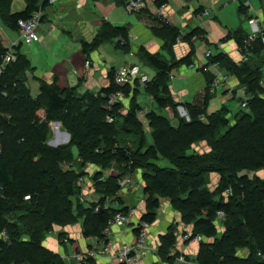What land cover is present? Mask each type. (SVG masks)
Instances as JSON below:
<instances>
[{
  "label": "trees",
  "instance_id": "16d2710c",
  "mask_svg": "<svg viewBox=\"0 0 264 264\" xmlns=\"http://www.w3.org/2000/svg\"><path fill=\"white\" fill-rule=\"evenodd\" d=\"M11 1L0 0V15L14 30L19 29L20 20L47 6V1L40 5V0H26L23 11L12 13ZM240 2L246 13V0ZM106 27L107 24L95 37L92 48L108 40ZM114 30L120 36H128L125 27ZM175 32L177 41L182 33ZM199 33V29H194L189 36ZM256 41H259L256 46L249 47V59L240 64L222 53L209 57L210 64L218 63L238 77L248 97L246 108L240 105L241 111L234 119L228 116L231 111L225 105L208 113L212 96L209 87L214 75L206 72L208 87L200 103L184 104L190 120L179 116L177 107H172L178 117L177 125L155 110L150 113L148 122L154 143L146 148L144 124L137 114L140 104L134 105L127 116L118 112V107L113 111L104 107L106 95L120 88L114 80L115 70L110 72V84L98 93L80 92L76 87L61 89L55 83L40 80L39 93L34 96L27 84L30 61L21 51V45L15 46L17 59L9 63L0 77V129L4 146L0 155V231L6 230L11 238L10 242L0 239V264H63L60 254L44 245L54 225L82 222L85 236L104 239L103 231L108 222L117 212L129 208L118 194L119 179L138 169L143 170L147 200L142 220L153 223L160 198L167 197L185 224L193 225L192 234L203 237L197 256L199 264H264V177L257 174L264 170V43L260 37ZM84 45L88 52L91 46ZM7 50L0 38V61ZM193 52L194 49L180 61L166 62L159 53H152L144 46L140 48L142 61L157 71L147 85L159 107L181 105L172 96L170 73L181 62L194 63ZM127 91L130 93V88ZM87 92L90 96L85 95ZM38 110L45 111L44 116L33 119ZM109 113L114 114L117 121L108 122ZM52 121L61 122L70 133L69 144H47ZM117 131L140 134L136 148L118 147V140L110 148L101 147V141L112 133L114 139H118ZM203 140L210 146V152H189L193 143ZM71 144L78 148L83 162L82 171L78 173L73 169L64 170L62 166L64 158L74 155ZM112 154L126 166L120 167L122 171L113 178L100 180L99 175H95V188L101 195L97 202L86 204L80 199L83 186L78 182L79 177L84 175L89 162L101 166L100 171L109 167ZM161 157L170 165H155L151 161ZM210 173L220 177L214 190L210 187ZM49 197H58L60 201L53 204ZM45 210L49 216L44 221L40 215ZM219 210L225 212L223 220L217 218ZM12 211L16 212L15 221L7 216ZM218 222L224 224L221 233L217 230ZM23 233L26 235H21ZM64 235L60 233V239ZM166 236L173 239L174 233ZM209 238L214 240L208 241ZM240 249H247V255L240 256Z\"/></svg>",
  "mask_w": 264,
  "mask_h": 264
},
{
  "label": "crops",
  "instance_id": "0c3cea01",
  "mask_svg": "<svg viewBox=\"0 0 264 264\" xmlns=\"http://www.w3.org/2000/svg\"><path fill=\"white\" fill-rule=\"evenodd\" d=\"M45 1L40 0V5ZM248 1L251 7L246 13L240 7V0H145V7L138 13L127 9L125 6L127 0H60L55 5L47 4L44 8L45 15L38 27L39 39L30 44L20 43L21 51L30 61L31 70L27 72V84L30 87L31 79L34 80L35 85L37 83L38 92L34 96L39 93L40 80L50 84L55 83L61 89L76 87L80 92L97 93L102 87L110 84V72L124 63H140L144 71L148 68V72H145L150 75L151 80L157 75L154 68V71L149 73L151 66L142 61L139 55L142 46L152 53H159L166 62L185 59L194 49L192 54L194 63L188 65L181 62L170 73L169 86L172 95L181 103V110L184 111V108L188 112L184 104L200 103L208 87L206 72H209L214 75V81L209 87L212 96L208 113L225 105L231 111L228 116H233L236 113L234 108L237 107V103L241 105L240 101L248 98L245 89L240 86V80L235 74L229 73L218 63L210 64L205 52L210 49L212 54H226L237 64L244 62L247 38L254 29H264L262 0L258 7ZM229 2H232L231 5ZM26 5V0H12L9 10L12 13L20 12L26 8ZM206 10L208 14L204 13ZM158 13H161L166 21L160 19ZM0 18L9 29L6 31L1 27L0 32L4 46H8L11 41L19 39V29L10 28L1 15ZM106 24L108 40L92 48L95 37ZM117 27L127 28L128 36H120L114 30ZM175 29L182 33L177 41ZM194 29H199L201 33L189 36ZM240 38L243 46L240 45ZM255 40L251 41L252 48L259 42ZM85 43L91 46L88 52L85 50ZM197 48L203 51L201 52L203 57L200 59L196 56ZM88 60L91 62L89 65H87ZM215 81H217L216 86ZM150 104L159 107L154 98ZM163 109L165 110V108L161 110ZM167 112L173 119V124L177 125L178 117L174 111L167 109ZM142 119L140 117L143 122ZM186 119L190 120V116ZM148 130L152 135L151 126ZM69 136L70 133L65 138L60 137L59 134L57 143H53L52 146L69 142L71 139ZM50 137V140L55 138L52 130ZM153 142L152 136L151 143ZM194 144L190 153L195 150V153L204 149L210 150V146L204 140ZM138 174L141 175L142 182L135 180L136 185L134 183L131 189H126L124 195L121 193L124 206L137 208V213L126 225L114 226L111 237L114 243L112 254L121 245L133 244L137 240V221L141 220L147 211L145 182L142 172ZM257 174L263 178L264 170L258 171ZM210 178L213 179L210 187L215 189L220 177L212 173ZM91 185L93 184L86 183V191L90 195L85 201L86 204L89 203L88 201L95 202L99 197L97 192L93 193L94 185L93 190H90ZM137 194L141 199L135 202ZM160 202L157 218L148 226L149 237L137 264H199L197 256L201 241L189 242L182 237L185 231L192 233L193 225L181 221L180 212L173 207L167 197L160 198ZM224 229V224L218 222V232L221 233ZM54 231H62L65 234L63 238L69 239L65 242L63 238L55 237L53 233L48 236L44 245L56 253L70 255L76 251H85L102 245L98 237H87L83 234L82 222L58 226ZM171 232L174 233L173 239L166 236ZM212 240L214 239H208V241ZM247 253V249L239 250L240 256H246ZM113 262L114 259L104 256L96 259L93 264Z\"/></svg>",
  "mask_w": 264,
  "mask_h": 264
},
{
  "label": "built area",
  "instance_id": "2783aa9c",
  "mask_svg": "<svg viewBox=\"0 0 264 264\" xmlns=\"http://www.w3.org/2000/svg\"><path fill=\"white\" fill-rule=\"evenodd\" d=\"M47 4L55 5L60 0H46ZM146 5L145 0H127L126 7L133 11H140ZM245 6L248 9L251 7V4L248 0L245 2ZM208 14V10L204 12ZM159 14V18L163 19L162 14ZM45 15V9L40 7L33 15L27 19L20 20L19 22V39L16 41H11V43L7 46L8 50L4 52L1 56L0 61V77L4 74L7 66L12 61L17 59V55L15 54L14 47L20 43L23 44H30L33 41L39 39V32L38 27ZM166 21V19H163ZM168 22V20H167ZM260 37L262 42L264 43V29H254L253 33L249 35L246 40V47L244 49V59L243 61H247L250 57V49L249 46L251 45V41L255 40L256 38ZM206 57L212 56V51L208 49L205 52ZM91 62L90 60L87 61V65ZM194 66V65H193ZM114 80L115 83L120 87L114 92L106 95V109L109 111H113L116 107H118V111L121 110L122 105L125 99V90L126 86H139L140 88H144L147 86L148 82L151 81V77L143 70L142 65L138 63H124L120 65L118 68L115 69L114 72ZM264 83V78L262 80ZM138 84V85H137ZM214 85H217V81L214 82ZM5 86H7L5 84ZM245 89V88H244ZM245 91V90H244ZM6 94V90L2 91ZM99 92V91H98ZM97 92V93H98ZM104 95V94H103ZM247 98L241 103L243 108L247 107ZM182 108V106H181ZM117 109V108H116ZM183 115L187 118L188 112L183 108ZM182 111V110H181ZM114 114L109 113L107 120L108 122L115 121ZM45 119L44 117L42 120ZM51 130L55 134V138H53L50 142L57 143V136L60 134V137L63 138L68 137V132L62 127L61 122L59 121H52L50 123ZM2 130L0 129V155L3 152L4 146L2 143ZM57 135V136H56ZM132 174H125L122 178L119 179L120 190L125 189L131 183ZM83 178H81L82 180ZM102 180V179H100ZM230 191L229 189L227 190ZM85 192V191H84ZM27 198H30L29 196ZM86 198V199H85ZM80 199L82 201L87 200L86 192L85 194L82 192L80 195ZM137 208L129 207L127 211H119L115 214V216L108 222L107 227L103 231L104 239H102L101 247H91L85 251H76L70 255L67 254H60L63 264H93V262L101 257L106 256V258L114 259L112 264H137L140 261V254L142 250L145 248L147 239H148V226L150 223L143 221L142 219L137 221L136 229H138L137 240L133 244H123L117 251L112 254L114 243L112 241V234L114 226H124L132 218L136 215ZM217 218L219 220H223L225 218V212L223 210H219L217 212ZM53 233V231L51 232ZM184 240L193 242V241H202L203 237L201 235H193L192 233L185 231L183 233ZM0 239L10 242V236L8 235L6 230L0 231ZM65 242H68L69 239L67 237L64 238Z\"/></svg>",
  "mask_w": 264,
  "mask_h": 264
},
{
  "label": "rangeland",
  "instance_id": "374dc122",
  "mask_svg": "<svg viewBox=\"0 0 264 264\" xmlns=\"http://www.w3.org/2000/svg\"><path fill=\"white\" fill-rule=\"evenodd\" d=\"M252 3H253V5L255 6V7H258L259 5H261V1L260 0H250ZM262 2H263V7H264V0H262ZM231 3L232 2H229V5H231ZM125 6H126V4H125ZM128 9V8H127ZM130 12H135V13H138L139 11H133V10H130V9H128ZM1 27L4 29V30H6V31H8L9 29L6 27V25H5V23L3 22V20H1V18H0V32L2 31L1 30ZM9 45V44H8ZM201 52H203V51H201L199 48H197V52H196V56H197V58L198 59H200L201 57H203L202 55H201ZM138 64H140V63H138ZM149 67V66H148ZM150 68V70H149V73L151 72H153L154 70H153V68L152 67H149ZM143 69H144V67H143ZM145 71H147L148 72V68L147 69H145ZM150 76V75H149ZM179 83V82H178ZM36 85H37V83H36ZM35 84H34V80L33 79H31L30 80V88H31V94L32 95H35L37 92H38V89H37V87L38 86H36ZM138 85V84H137ZM127 88H130V93H128V91H127ZM124 90H125V99H124V103H123V105H122V108H121V110H119L118 112H121V114H123V115H125V116H127V115H129L130 113V111H132L133 110V107H134V105H136V104H140L141 106L140 107H138V110H137V114H139L138 115V117L140 118V117H142L143 119V122H144V137H145V141H144V147L146 148L147 146H149V145H152L153 143H151L152 142V135H151V131H149L148 130V127L150 126L149 124H148V117H150V113H152V111L155 109L157 112H159V113H162V114H164L165 116H167V120L169 119L172 123H173V119L171 118V116L170 115H168L169 114V112H167V109H171L172 111L174 110L173 108L175 107V109H176V107H177V110H178V115L179 116H184L183 115V111H181V105H179V106H171V107H167V108H165V110L163 109V110H161L162 108L161 107H156L155 106V104H153V105H151L150 103L152 102V100H153V95H152V92L150 91V88H148V85L146 86V87H144V88H140L139 86L137 87H135V86H126L125 88H124ZM95 93V92H94ZM85 95H88V92L87 93H85ZM88 96H90V95H88ZM87 96V97H88ZM173 96V95H172ZM173 98H174V101L175 102H177L178 103V101L176 100V98L173 96ZM237 101H238V99H237ZM235 105V103H233V105L232 106H234ZM240 104L239 103H237V107H235L234 108V110H235V112L236 113H238V112H240L241 111V106H239ZM105 107V106H104ZM173 107V108H172ZM106 108V107H105ZM108 110V109H107ZM45 113V111H42V110H38L37 111V113H36V116L33 118V119H35V118H38L39 116L40 117H42V115ZM236 113L235 114H233V116H230V118L231 119H234L235 117H236ZM44 116V115H43ZM107 117H108V115H107ZM185 117V116H184ZM204 120H206L205 118H204ZM108 121V120H107ZM115 121H117V119L115 118ZM115 121H113V122H115ZM110 123H112V122H110ZM121 126V125H120ZM124 128V127H123ZM125 130V129H124ZM113 133H114V131H113ZM112 133V135L107 139V140H104V141H101V143H100V145H101V147L103 146V147H106V148H110L111 146H113V144L115 143V140H118V142H117V146L118 147H120V146H122V147H131L132 149L134 148H136V147H134V146H137V144L139 143V141H140V134H136V132H130V133H128V132H126V133H120V131L118 132L117 131V138L118 139H114V134ZM70 138H71V135L69 136ZM50 138L51 137H49L47 140H46V142H47V144H49V145H52V143L50 142L51 140H50ZM69 140V139H68ZM16 142V141H15ZM3 143V142H2ZM66 143H70V141L68 142H66ZM18 144H19V142H18ZM17 144V145H18ZM194 144V143H193ZM16 145V146H17ZM13 146H14V148H15V144L13 143ZM193 146H195V144L194 145H192V147ZM6 148L8 149V151H9V148L6 146ZM71 148H73L74 149V155L71 157V158H69L68 156L66 157V158H64V160H63V162H62V166H63V169L64 170H75V172H81L82 171V158H81V156H79L78 155V148L77 147H75V146H73L72 147V144H71ZM144 148V149H145ZM15 151H16V149H15ZM194 152H196V150L194 151ZM208 152H210V150H208V149H204V151H201V152H199L200 154H204V153H208ZM113 155V154H112ZM65 156V155H64ZM4 157V156H3ZM7 158H9V157H7ZM113 160H112V164L109 166V167H107V168H105V169H103V171H100L101 170V166H99V165H96V164H94V163H91V162H89V163H87L86 164V166L85 167H92V168H94V169H91V170H88V169H84V171H85V173H84V175H81L80 177H79V180H78V182H80L81 184H82V186H83V189H82V191H81V193L83 192L84 194H85V192H86V195H87V198L90 196L89 195V193H87V189H86V183H89V184H93L94 185V189H95V191L93 190V185H91V189L90 190H93V193H95L96 194V192H97V194L99 195V197H100V195H101V193H99L97 190H96V188H95V184H94V176L95 175H99V178L100 179H107V178H113L112 176H114V175H116L119 171H122V170H120L121 168L120 167H124V166H126V163L124 162V161H120L118 158H117V156L115 155H113ZM1 160H2V158H0ZM35 159H38L37 157H35ZM0 160V161H1ZM151 161L152 162H154L155 163V165H157V164H160L161 166H168V165H170V163H169V161L167 160V159H165L164 157H161V158H157V159H155V158H153V159H151ZM40 166V165H39ZM138 172H142V178H143V170L142 169H138V170H136L135 172H133L132 173V179H131V183H130V185L128 186V187H126L125 189H123V190H119L118 191V194L119 195H121V193H123V195H124V193H125V190L127 189H131V187L134 185V183H135V185H136V182L137 181H140L141 180V182H142V179H141V175L140 174H138ZM120 173V172H119ZM215 176H218V174L217 173H213ZM87 175H89L88 177H87ZM210 175H212V173H210ZM210 175H209V178H210ZM134 177V178H133ZM81 178H83L82 180H81ZM122 178V177H121ZM211 178H212V176H211ZM210 178V182H212L213 181V179H211ZM135 180H136V182H135ZM114 181V180H113ZM145 182V181H144ZM212 190H214V188L212 189ZM85 191V192H84ZM158 192H160V191H158ZM81 193H80V195H81ZM159 194V193H158ZM92 196H94V195H92ZM122 196V195H121ZM99 197H98V199H99ZM161 198H166L165 196H162ZM59 198L58 197H49V200H51V201H53V204L55 203V202H57V200H58ZM86 199V198H85ZM98 199H96V202H97V200ZM141 199V197H139V195L137 194L136 196H135V202H138L139 200ZM59 201H60V199H59ZM88 202H90V201H88ZM92 202V201H91ZM90 202V203H91ZM52 207L53 206H51V207H48L49 209L47 210V211H50V209H52ZM47 211L45 210V212L43 213H41V215H40V217L42 218V220H44L45 221V219H47V216H49V214L47 213ZM20 215H21V212H18ZM8 218H11L13 221H15L16 219H15V216H16V212L14 211H12V212H10L8 215ZM181 221H183L182 220V218H181ZM184 222V221H183ZM185 223V222H184ZM59 225H54V228H57ZM14 230H16V228L14 229ZM16 232V231H15ZM60 233H63L62 231H54L53 232V234L55 235V237H60ZM52 233H50V234H48V236L49 235H51ZM9 235V234H8ZM12 235H14V233H12ZM21 235H26L25 233H23V234H21ZM16 236V235H15ZM48 236L46 237V241L48 240L47 238H48ZM10 240H11V238H10ZM63 240H64V238H63Z\"/></svg>",
  "mask_w": 264,
  "mask_h": 264
},
{
  "label": "bare ground",
  "instance_id": "6f19581e",
  "mask_svg": "<svg viewBox=\"0 0 264 264\" xmlns=\"http://www.w3.org/2000/svg\"><path fill=\"white\" fill-rule=\"evenodd\" d=\"M221 197V196H220ZM220 200V199H219Z\"/></svg>",
  "mask_w": 264,
  "mask_h": 264
}]
</instances>
